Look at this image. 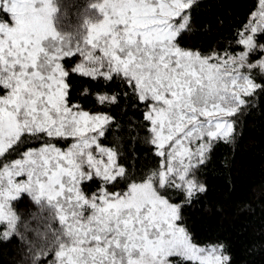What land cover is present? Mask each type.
I'll return each mask as SVG.
<instances>
[{
    "label": "snow or ice",
    "instance_id": "1",
    "mask_svg": "<svg viewBox=\"0 0 264 264\" xmlns=\"http://www.w3.org/2000/svg\"><path fill=\"white\" fill-rule=\"evenodd\" d=\"M260 108L264 0L238 22L204 0H0V244L15 264H233L194 210L217 166L236 190Z\"/></svg>",
    "mask_w": 264,
    "mask_h": 264
},
{
    "label": "trees",
    "instance_id": "2",
    "mask_svg": "<svg viewBox=\"0 0 264 264\" xmlns=\"http://www.w3.org/2000/svg\"><path fill=\"white\" fill-rule=\"evenodd\" d=\"M86 2L87 0H76L79 4ZM251 2L252 0H204L214 11L229 15L237 22L247 14ZM61 3H65V0H61ZM138 150L143 153L148 148L139 145ZM218 154H223V149ZM235 158L236 190L230 192L226 185L228 170L217 166V169L210 171L208 179L212 191L209 198L214 204L210 212L206 209L194 210L195 231L202 237L210 234L226 237L233 264H264V249L249 251L264 226V195L259 200L254 198L257 193H264V108L255 109L242 117V134L238 139ZM242 197L251 201L255 211L237 216L236 206ZM215 205H220L222 210H217ZM38 207L27 197L17 204L24 219L37 212ZM244 222H248L249 226L246 231L241 232ZM31 223L33 228L44 227L39 219ZM13 256L16 253L11 244H0V264H15Z\"/></svg>",
    "mask_w": 264,
    "mask_h": 264
}]
</instances>
